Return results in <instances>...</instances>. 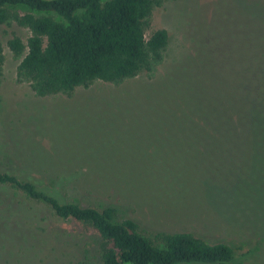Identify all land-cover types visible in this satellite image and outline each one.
Returning <instances> with one entry per match:
<instances>
[{"label":"trees","instance_id":"trees-1","mask_svg":"<svg viewBox=\"0 0 264 264\" xmlns=\"http://www.w3.org/2000/svg\"><path fill=\"white\" fill-rule=\"evenodd\" d=\"M159 3L0 0V23L14 20L31 32L26 43L15 34L7 40L21 56L17 81L44 97L70 96L97 80L153 77L168 44L165 29L145 35ZM15 6L45 14L9 9ZM215 8L162 77L122 106H109L111 123L121 121L120 128L89 155L64 157L54 148L41 158L43 181L0 171V183L97 236L99 264H264L253 260L257 249L236 254L230 244L190 231H157L152 238L131 219L116 221L114 206H84L66 197L72 188H116L184 217L199 216L204 205L227 213L234 201L247 202L236 190L250 172L252 117L264 118V0H219ZM3 58L0 40V72ZM253 223L264 230L261 221ZM256 233L264 239V232Z\"/></svg>","mask_w":264,"mask_h":264},{"label":"rangeland","instance_id":"rangeland-1","mask_svg":"<svg viewBox=\"0 0 264 264\" xmlns=\"http://www.w3.org/2000/svg\"><path fill=\"white\" fill-rule=\"evenodd\" d=\"M218 1L160 0L145 31L146 37L156 29H165L168 34L164 57L153 77L139 74L118 83L97 80L78 86L70 96H37L28 82L17 81L21 56H14L7 40L15 34L26 43L31 32L14 20L0 23L4 55L0 72V171L43 181L41 158L51 157L54 148L60 149L64 157H74L77 152L87 156L90 149L98 148L105 134L104 138L110 130L120 128L121 121L111 123L110 107L122 106L131 94L142 93L153 80L162 77L173 60L188 51V40L193 37L195 26L204 17L212 16ZM9 9L19 14H45L24 6ZM53 17L60 19L54 14ZM252 145L249 176L236 190L248 203L234 201L227 213L204 205L199 216L184 217L175 214L172 208L165 211L167 204L147 205L142 198L131 199L128 193L116 188H99L91 193L72 188L66 197L84 206H114L116 221L131 219L152 238L157 231H190L208 242H226L236 254L257 249L253 260L263 261L264 239L256 229L264 230L253 225V218L264 225V118L260 115L252 117ZM96 247L97 236L85 232L76 221L60 219L47 207L26 200L0 183V264H99Z\"/></svg>","mask_w":264,"mask_h":264}]
</instances>
